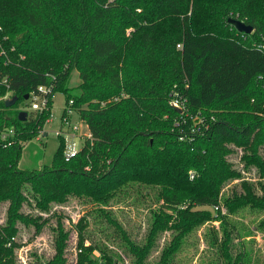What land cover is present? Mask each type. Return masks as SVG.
<instances>
[{"label": "trees", "instance_id": "obj_1", "mask_svg": "<svg viewBox=\"0 0 264 264\" xmlns=\"http://www.w3.org/2000/svg\"><path fill=\"white\" fill-rule=\"evenodd\" d=\"M263 38L264 0H0V204L8 203L0 264H15L18 225L30 224L22 213L28 196L44 212L71 197L106 204L131 186L156 189L161 203L147 244L134 243L105 214L108 223L134 264H147L154 238L170 229L178 235L163 259L174 255L182 238L212 220L197 208L218 206L223 186L239 178L228 161L232 146L264 175ZM73 73L79 84L69 88ZM50 85L48 110L18 121L25 95ZM57 92L66 98L61 121L67 109L76 112L89 137L66 159L59 133L50 167L18 169L23 144L42 131ZM175 94L185 100L183 115L170 105ZM13 96L17 102L5 108ZM186 115L203 117L209 129L176 127ZM223 204L230 215L245 208L264 214V194L251 187ZM258 228L264 231V220ZM67 241L60 230L51 264H66ZM82 241L85 264L91 249ZM224 258L236 264L227 245ZM98 264L120 263L102 254Z\"/></svg>", "mask_w": 264, "mask_h": 264}, {"label": "rangeland", "instance_id": "obj_2", "mask_svg": "<svg viewBox=\"0 0 264 264\" xmlns=\"http://www.w3.org/2000/svg\"><path fill=\"white\" fill-rule=\"evenodd\" d=\"M78 84L77 74L73 73L68 87L75 88ZM65 101L64 94L57 92L53 95L50 118L43 126L41 135L23 144L18 169L50 167L59 145V133L64 137V155L80 150L89 130L74 111L70 114L69 124L62 123ZM26 104V101L20 102L17 110L24 109ZM74 126L78 127V131L72 138L70 129ZM231 150L228 161L239 178L223 186L218 206L197 208L199 211H210L212 220L182 238L179 248L169 259L163 258L173 246L178 232L170 229L158 234L153 240L147 264H227L225 245L233 263L264 264V231L258 228L264 214L245 208L230 215L223 204L226 200L233 201L244 196L246 187H251L257 197L263 195L264 175L255 165L248 164L245 158L247 151L233 146ZM258 154L264 160V145L259 147ZM158 200L156 189L131 186L106 204L96 203L89 198L71 197L65 204H51L43 212L36 208L34 197L28 196L29 205H24L22 213L30 224L18 225L13 248L14 263L51 264L61 230L68 234L66 264H82L79 249L82 236V245L91 249L85 264H98L102 254L120 264H134L135 257L128 251L123 235L108 223L105 214L120 224L130 240L144 245L147 244L153 215L160 208ZM7 209L8 203L0 204V226L5 223Z\"/></svg>", "mask_w": 264, "mask_h": 264}, {"label": "built area", "instance_id": "obj_3", "mask_svg": "<svg viewBox=\"0 0 264 264\" xmlns=\"http://www.w3.org/2000/svg\"><path fill=\"white\" fill-rule=\"evenodd\" d=\"M264 39V38H263ZM262 50H264V45L261 47ZM4 84H6V87H9L7 85L6 82H4ZM53 88L54 85H50V86H39L35 91H32L31 93L27 94L28 95V99L24 100L27 102L26 106L24 109H22L21 111L24 112H43V111H47L49 108V104H50V99H51V95L53 93ZM6 98V97H5ZM171 103L177 107L178 109L181 110V115L184 114L185 112V100L183 99L182 96L175 94L172 97V101ZM71 104V102L69 103V105ZM72 111H70L69 109L66 110L65 113V117L62 119V123L64 125H68L69 124V120H67V117H70ZM63 113V110H62ZM62 115V114H61ZM188 118L190 120V123L188 124L187 119ZM182 118H180L179 121H176V127L181 128V126H184L187 131H189L190 133H195L196 130L199 131L200 128H203V131H207L209 129V122L205 121L203 119V117L199 116V115H194L191 117H188L187 115ZM48 121V120H47ZM213 121V118H211L210 122ZM196 122V123H195ZM78 131V127L74 126L70 129V137L74 138L77 134ZM42 133V132H40ZM39 133V134H40ZM182 133V130H181ZM8 134H12V131H9ZM8 134H4L3 135V139H5L7 137ZM41 135V134H40ZM89 137V136H87ZM184 136L181 135V137L179 138L180 141L184 140ZM77 152L74 151H70L69 155H65L66 159L72 158L76 155ZM190 178H193V174L191 173ZM217 209V208H216Z\"/></svg>", "mask_w": 264, "mask_h": 264}, {"label": "water", "instance_id": "obj_4", "mask_svg": "<svg viewBox=\"0 0 264 264\" xmlns=\"http://www.w3.org/2000/svg\"><path fill=\"white\" fill-rule=\"evenodd\" d=\"M227 23L229 25H231L232 27H234V29L242 34H246V35H250L253 32V28L241 21L235 20V19H228ZM17 97L13 96L10 99H7L4 103L5 108H10L12 107L16 102H17ZM28 99V95H25L24 100ZM170 105L172 106V108L177 111L178 113H181V110L178 109L177 107H175L172 103H170ZM28 114L24 111H20L18 113V121L20 122H24L27 119Z\"/></svg>", "mask_w": 264, "mask_h": 264}, {"label": "crops", "instance_id": "obj_5", "mask_svg": "<svg viewBox=\"0 0 264 264\" xmlns=\"http://www.w3.org/2000/svg\"><path fill=\"white\" fill-rule=\"evenodd\" d=\"M88 136H89V132H88Z\"/></svg>", "mask_w": 264, "mask_h": 264}]
</instances>
